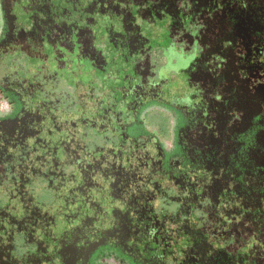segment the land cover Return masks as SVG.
Returning a JSON list of instances; mask_svg holds the SVG:
<instances>
[{
    "label": "rangeland",
    "instance_id": "1",
    "mask_svg": "<svg viewBox=\"0 0 264 264\" xmlns=\"http://www.w3.org/2000/svg\"><path fill=\"white\" fill-rule=\"evenodd\" d=\"M0 264H264V0H0Z\"/></svg>",
    "mask_w": 264,
    "mask_h": 264
},
{
    "label": "flooded vegetation",
    "instance_id": "2",
    "mask_svg": "<svg viewBox=\"0 0 264 264\" xmlns=\"http://www.w3.org/2000/svg\"><path fill=\"white\" fill-rule=\"evenodd\" d=\"M204 184L205 183H203L201 186H195L197 189H200V193L202 194V196L204 197L202 200H204V199H206V196H211V199H212V195L211 194H209L208 192H207V190H205V186H204ZM187 185H189V182H188V180L187 179H185V180H182L181 181V183L180 184H178V187L180 188V190L182 191V190H188V192H190V194H191V192H193V188H191V187H188ZM206 185V184H205ZM203 186V187H202ZM197 194H198V192H196ZM192 195V194H191ZM179 197H181V194L180 195H178L177 196V199H179ZM201 200V201H202ZM206 201V200H205ZM204 202V201H203ZM189 205H190V203H189ZM230 205V204H229ZM228 205V206H229Z\"/></svg>",
    "mask_w": 264,
    "mask_h": 264
}]
</instances>
